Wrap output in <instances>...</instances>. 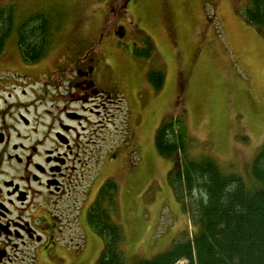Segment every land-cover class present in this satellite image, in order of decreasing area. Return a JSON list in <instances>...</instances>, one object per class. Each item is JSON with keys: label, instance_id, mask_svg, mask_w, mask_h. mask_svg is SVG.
<instances>
[{"label": "rangeland", "instance_id": "374dc122", "mask_svg": "<svg viewBox=\"0 0 264 264\" xmlns=\"http://www.w3.org/2000/svg\"><path fill=\"white\" fill-rule=\"evenodd\" d=\"M113 1L0 0V9L14 6L16 28L37 13L60 20L47 57L36 65L22 61L15 29L0 71L44 72L66 56L101 61L105 80L98 83L114 101L112 218L124 233L127 264H134L196 231L169 183L174 163L155 145L176 99L185 108L191 158L211 157L225 173L250 172L264 146V35L242 18L248 0H117L112 11ZM161 69L165 83L156 90L149 73ZM89 236L85 251L62 254L58 264H97L104 242Z\"/></svg>", "mask_w": 264, "mask_h": 264}, {"label": "flooded vegetation", "instance_id": "af4514ba", "mask_svg": "<svg viewBox=\"0 0 264 264\" xmlns=\"http://www.w3.org/2000/svg\"><path fill=\"white\" fill-rule=\"evenodd\" d=\"M99 68L66 56L44 72L0 71V264L62 263L97 234L89 214L111 179L114 123Z\"/></svg>", "mask_w": 264, "mask_h": 264}, {"label": "trees", "instance_id": "16d2710c", "mask_svg": "<svg viewBox=\"0 0 264 264\" xmlns=\"http://www.w3.org/2000/svg\"><path fill=\"white\" fill-rule=\"evenodd\" d=\"M242 15L264 29V0H250ZM59 23L49 14L37 13L16 28L14 6L0 9V60L16 29L22 61L26 65L40 63L52 47ZM149 79L160 89L164 73L151 71ZM185 121L173 116L163 122L155 145L160 156L174 163L169 183L185 204L196 231L175 240L168 250L150 259L138 258L134 264H264V146L246 177L225 173L211 157L191 158ZM115 185L113 179L107 181L89 214L90 223L104 242L97 264H127L122 250L124 233L112 218Z\"/></svg>", "mask_w": 264, "mask_h": 264}, {"label": "crops", "instance_id": "0c3cea01", "mask_svg": "<svg viewBox=\"0 0 264 264\" xmlns=\"http://www.w3.org/2000/svg\"><path fill=\"white\" fill-rule=\"evenodd\" d=\"M247 24V23H246ZM249 27L251 28H255L253 26H251L250 24H247ZM261 33L264 35V31H261ZM179 80H182V81H185V78H181ZM180 88V87H179ZM188 93V92H186ZM175 104L173 105L170 113L166 114L165 116H163V118H161V123L164 121V120H167L173 116H179V117H182L184 118V114L181 112L183 109H185L184 107H181V103H180V100L179 99H176L175 100ZM175 108H178L177 110H175ZM238 117V115L236 116Z\"/></svg>", "mask_w": 264, "mask_h": 264}]
</instances>
